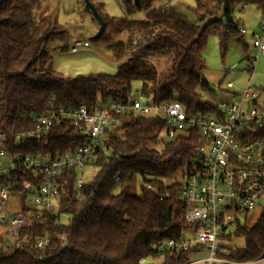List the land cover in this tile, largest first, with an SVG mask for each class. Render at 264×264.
<instances>
[{"label": "trees", "instance_id": "obj_1", "mask_svg": "<svg viewBox=\"0 0 264 264\" xmlns=\"http://www.w3.org/2000/svg\"><path fill=\"white\" fill-rule=\"evenodd\" d=\"M44 1L0 0V106L3 121L14 131L30 127L18 123L20 114L28 118L50 109L72 110L80 105L92 109L110 101L126 102L133 82L140 83L139 90L148 100L169 102L178 94L188 114L214 112L216 104L202 99L198 91L209 90L204 77L206 37L212 30L216 33L222 57L230 35L245 51L233 10L252 6L264 11V0H194L196 19L190 20L168 7L170 0H122L126 14L144 12L143 19L129 20L103 15L99 11L102 2L94 5L89 0L105 24L97 40L108 31L106 51L117 69L114 75L71 77L53 68L47 49L66 36L67 28L56 16L43 13ZM109 31L126 38L110 42ZM167 57L170 64L163 73L150 62ZM163 128L158 116L122 118L108 136L111 154H97L88 164L91 174L79 198L73 190V173L67 175L60 210L71 222L51 232L45 250L3 252L4 238L0 237V264H137L150 254L153 241L178 239L187 228L186 207L179 196L180 183L166 185L164 179L196 156L199 143L195 134H186L161 141L162 147L155 149ZM84 143L71 124L64 122L53 126L47 146H33L35 154L55 156L73 153ZM25 234L28 231L21 233ZM234 236L244 243L231 250L229 258L244 261L263 256L264 208L252 225L239 228Z\"/></svg>", "mask_w": 264, "mask_h": 264}, {"label": "built area", "instance_id": "obj_2", "mask_svg": "<svg viewBox=\"0 0 264 264\" xmlns=\"http://www.w3.org/2000/svg\"><path fill=\"white\" fill-rule=\"evenodd\" d=\"M245 9V7H244ZM242 37L248 31L238 28ZM87 41L71 48H87ZM249 70L264 55V18L251 32ZM230 98L216 104L214 112L188 114L178 94L169 102L148 100L141 90L126 102L110 101L92 109H50L36 117L18 116L27 129L11 130L2 119L0 106V237L3 252L23 249L45 250L51 232L67 225L71 217L60 210L61 192L68 173H73L76 197L85 184L88 164L97 154H111L108 136L125 116H158L164 122L166 141L179 135L195 134L199 147L182 176L179 196L186 212L187 228L178 239L153 241L150 254L137 264H264V255L253 260L229 258L227 235L247 225V217L264 208V113L252 105L256 96L247 84L237 89L228 82ZM246 103L249 106H246ZM12 118L11 116L8 117ZM69 122L85 143L73 153L51 156L35 154L36 147L49 144L54 125ZM161 142V140H158ZM28 153H25V152ZM117 180V179H116ZM23 231L28 234L21 235ZM66 246L64 236L59 237Z\"/></svg>", "mask_w": 264, "mask_h": 264}, {"label": "rangeland", "instance_id": "obj_3", "mask_svg": "<svg viewBox=\"0 0 264 264\" xmlns=\"http://www.w3.org/2000/svg\"><path fill=\"white\" fill-rule=\"evenodd\" d=\"M102 2L100 13L115 18H126L129 20H141L144 18V12L136 11L132 14H126L122 0H91V4ZM172 10L185 15L190 20H195L194 15V0H170L167 3ZM44 14L51 17L56 16L57 21L62 27L67 28V34L62 40H57L50 46L47 51L52 57L53 68L65 76L90 75L103 73L114 75L117 69V63L106 51V46L109 44L104 38L108 35L105 32L104 38L94 40L99 30V25L92 19V13L87 12L84 0H45L43 3ZM264 18L262 12L256 10L252 6H247L241 10L236 7L233 10L232 18L234 22L243 26H252L257 19ZM92 15V16H91ZM209 20L202 23V26L207 24ZM104 32V31H103ZM110 42L124 41L125 35H114L110 33ZM245 45L250 42V37L247 35L243 38ZM77 41H87V48H78L76 53L71 52V48ZM256 51L248 47L244 51L240 42L232 35L227 41L226 52L223 57L219 51V41L216 33L212 30L208 33L203 49V58L205 62L204 77L208 82V91L198 90L201 98L210 101L214 104L222 100L230 98L229 90L226 88L227 82H232L235 88L242 89L247 84L254 90L256 96L251 100L252 105L260 113H264V57L258 56L252 71L249 70L248 56L255 55ZM155 65L158 72L163 73L164 68L170 64V58L152 59L150 60ZM247 70V71H245ZM130 99L136 98V92L140 89L139 82H133L131 85ZM248 107L249 104L246 103ZM159 140L166 141L165 131L162 130L159 134ZM161 142L153 145V148L160 149ZM194 158L187 160L183 166L172 176L164 179L166 185L174 182L180 183L183 174L188 166L193 164ZM91 174L87 169V177ZM139 184V182H138ZM117 192V189L114 190ZM138 194V187L135 190ZM258 214L253 213L247 217V225H252L257 219ZM225 246L231 249L240 248L243 246V238L234 235H227L223 241Z\"/></svg>", "mask_w": 264, "mask_h": 264}, {"label": "water", "instance_id": "obj_4", "mask_svg": "<svg viewBox=\"0 0 264 264\" xmlns=\"http://www.w3.org/2000/svg\"><path fill=\"white\" fill-rule=\"evenodd\" d=\"M84 3H85V8L87 10H89L93 17L95 18V20L98 22L99 24V30H98V33L96 34V36L93 38L94 40H97L103 33L104 31V28H105V24L104 22L102 21V19L99 17V15L97 14L96 10L94 9V7L90 4L89 0H84ZM222 22H223V25L226 26V23H225V20L222 18L221 19Z\"/></svg>", "mask_w": 264, "mask_h": 264}, {"label": "crops", "instance_id": "obj_5", "mask_svg": "<svg viewBox=\"0 0 264 264\" xmlns=\"http://www.w3.org/2000/svg\"><path fill=\"white\" fill-rule=\"evenodd\" d=\"M259 11V10H258ZM262 12V16H263V14H264V11H261ZM257 15V19L255 20V23H254V25H252V26H243V25H240V27H243V28H245L247 31H248V36L250 37V34H251V32H254V31H257L258 30V24H259V21L262 19H260V15L259 14H256ZM234 21V20H233ZM238 27H239V24H238ZM244 38V37H243ZM244 41V40H243ZM249 45V44H248ZM248 45H247V47H248ZM249 48V47H248ZM259 56H263L264 57V55H259ZM245 71H247V70H245ZM228 83V82H227ZM232 83V82H231ZM233 84V83H232ZM234 85V84H233ZM235 86V85H234ZM254 103V102H253Z\"/></svg>", "mask_w": 264, "mask_h": 264}]
</instances>
